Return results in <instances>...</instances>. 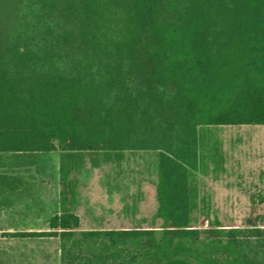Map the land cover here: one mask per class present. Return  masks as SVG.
I'll return each instance as SVG.
<instances>
[{
	"label": "trees",
	"instance_id": "1",
	"mask_svg": "<svg viewBox=\"0 0 264 264\" xmlns=\"http://www.w3.org/2000/svg\"><path fill=\"white\" fill-rule=\"evenodd\" d=\"M242 125L264 126V0H0V153L157 152L159 230L7 234L59 238L60 264H264V229L190 226L198 128Z\"/></svg>",
	"mask_w": 264,
	"mask_h": 264
},
{
	"label": "rangeland",
	"instance_id": "2",
	"mask_svg": "<svg viewBox=\"0 0 264 264\" xmlns=\"http://www.w3.org/2000/svg\"><path fill=\"white\" fill-rule=\"evenodd\" d=\"M198 156V169L189 175L190 226L209 229L217 221L223 229H264V126H201ZM19 159L26 172L18 180V175L10 171L17 170L14 161ZM0 172L4 174L0 176L11 179L7 181L20 182L30 201L27 208L12 206L0 211V264H60L59 238H11L2 234L48 232L55 211L44 197L52 199L59 189L77 192L92 183L119 189L126 195L118 209L96 213L94 223L85 217L77 232L100 224L103 230H159L162 226L155 217L156 151L7 152L0 153ZM141 189L146 194L139 202L135 192ZM129 193L133 196L128 197Z\"/></svg>",
	"mask_w": 264,
	"mask_h": 264
},
{
	"label": "crops",
	"instance_id": "3",
	"mask_svg": "<svg viewBox=\"0 0 264 264\" xmlns=\"http://www.w3.org/2000/svg\"><path fill=\"white\" fill-rule=\"evenodd\" d=\"M14 163H16L17 165V170L10 171V174H14V175L17 174L18 175L17 179L19 180L20 174H23V172L26 171L22 170L24 166H22L23 163L20 159L18 161H14ZM0 175H4V174H0ZM6 178L7 180L10 179L5 176H0V211L13 209L12 206H15L20 210L27 208L26 205H28L30 201L28 199L27 192L21 187V183L7 181ZM145 194H146L145 190L143 189L135 192V195L140 197V199L138 200L139 202L143 201L142 199L145 196ZM132 196L133 194L129 193L128 197H132ZM154 196H156L155 191H154ZM129 199L132 201V198ZM44 200L45 203L47 201V203L53 205L55 211L54 215H60L62 213H72L78 217L79 226H81L85 217L91 219L92 221L91 223H94L95 221L93 219L96 218V213L118 209V205L123 204V202L126 200V195L124 192L116 188L110 189L103 185L100 187H96L93 186L92 183H89L88 186L77 192H64L61 189H59L56 193H54L52 199L44 197ZM102 225L103 224L98 225V228L95 227L83 231L103 230V228H101ZM119 230H124V229H119ZM28 232H39V231H28ZM12 233H23V232H6L2 234L7 235ZM11 238H15V237H11Z\"/></svg>",
	"mask_w": 264,
	"mask_h": 264
}]
</instances>
